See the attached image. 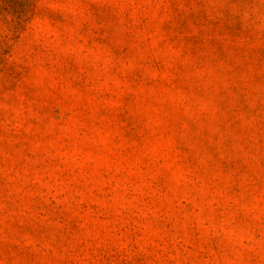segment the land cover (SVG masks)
I'll use <instances>...</instances> for the list:
<instances>
[{
	"label": "rangeland",
	"instance_id": "374dc122",
	"mask_svg": "<svg viewBox=\"0 0 264 264\" xmlns=\"http://www.w3.org/2000/svg\"><path fill=\"white\" fill-rule=\"evenodd\" d=\"M0 264H264V0H0Z\"/></svg>",
	"mask_w": 264,
	"mask_h": 264
}]
</instances>
